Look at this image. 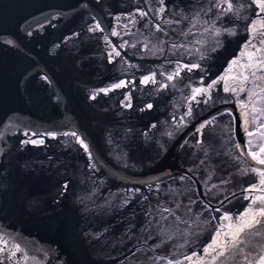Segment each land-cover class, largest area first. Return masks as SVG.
Here are the masks:
<instances>
[{
	"label": "water",
	"instance_id": "1",
	"mask_svg": "<svg viewBox=\"0 0 264 264\" xmlns=\"http://www.w3.org/2000/svg\"><path fill=\"white\" fill-rule=\"evenodd\" d=\"M230 3L0 0V264H260L264 9Z\"/></svg>",
	"mask_w": 264,
	"mask_h": 264
},
{
	"label": "snow or ice",
	"instance_id": "2",
	"mask_svg": "<svg viewBox=\"0 0 264 264\" xmlns=\"http://www.w3.org/2000/svg\"><path fill=\"white\" fill-rule=\"evenodd\" d=\"M225 2L228 3V10L231 11V3H230V0H225ZM258 6L261 7V9H264V0H258ZM161 11H163V9H161ZM141 15H146V13H141ZM262 26H264V25H262ZM97 27H99V26L97 25ZM113 35H116V33H113ZM113 51H115V49ZM116 55H119V53H116ZM193 67H196V65H193ZM248 67H251V65H248ZM189 70H191V69H189ZM174 75L178 76L179 75V70ZM240 75H241V77H243L244 80H247L248 79L247 76H244L243 73H241ZM168 79L169 80H172L173 79V76H171V75L168 76ZM150 80H151V82L155 83V80H154L153 77H146L142 81V83H145L146 84ZM215 83H216V81H213V83L212 84H209L207 86V88H196V89H193L192 99L195 100L197 96H199L201 94H207L208 89H211L214 86ZM125 86H126L125 83L123 81H121L120 83L113 85L112 88H121V87H125ZM225 90L226 91H228V90L235 91V89H228V88H226ZM243 90L244 89H241V91H243ZM103 91L107 92V91H111V89H106V90H103ZM126 100H129V103L126 104V106L127 107H131L130 98L126 97ZM147 107L148 108H151L152 105L149 104ZM187 115H191V110H189V113ZM246 116H247V113H245V117ZM205 123H211V121H206ZM245 123H247V120H245ZM202 127H204L203 124L201 125V128ZM260 127L261 128H264V124H261ZM199 130L200 129H197V131H199ZM244 130H245V132H247V134L249 136H252L253 135V133L248 132L247 128H245ZM262 135H264V134H262ZM77 139H79V138H77ZM26 143L37 144V143H43V141L42 140H39V141H37V140H30V141H26ZM249 143H251V141H249ZM81 145L87 151V146L84 145L82 141H81ZM261 153H264V146H262L260 148L259 152L253 153V159L257 160V162L260 163V164H264V159H261L260 158ZM260 175H261V184L264 185V172H261ZM180 179H184V177H180ZM260 199L261 200H264V197H261ZM163 211H168V209H164ZM257 217H264V210H261L258 213L253 214L250 219H242L240 221V223L232 230V238L233 239L237 238L238 235L240 233H242L245 229L254 227V225L261 223V221L259 219H257ZM224 219L225 220H228L230 218L229 217H224ZM230 228H231V226H230ZM221 235H228V233H218V240L216 242H214V244L212 246L213 249H215L216 247L219 246V236H221ZM220 255H223V253L221 252ZM186 259H189L190 260L191 258H186ZM177 264H179V262H177ZM260 264H264V258H261Z\"/></svg>",
	"mask_w": 264,
	"mask_h": 264
}]
</instances>
